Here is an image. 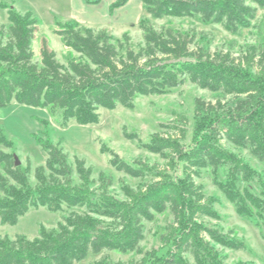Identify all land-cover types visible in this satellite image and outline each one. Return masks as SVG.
Listing matches in <instances>:
<instances>
[{
	"label": "trees",
	"instance_id": "16d2710c",
	"mask_svg": "<svg viewBox=\"0 0 264 264\" xmlns=\"http://www.w3.org/2000/svg\"><path fill=\"white\" fill-rule=\"evenodd\" d=\"M86 1L98 4L101 0ZM128 1L115 0L110 5L111 14ZM140 1L153 19L197 18L219 24L235 35L250 28L258 9L264 7V0ZM0 8L8 14L7 22H0V108L13 101L50 107L59 109L65 122L89 125L99 122L101 108L133 109L138 96L163 95L186 81L219 93L221 97L215 102L196 98L190 149L182 143L186 129L178 123L181 119L173 126L162 124L166 131L154 133L142 147L172 162H183L185 178L194 170L216 172L224 167L225 179L214 175V184L241 218L264 224V193L244 186L251 178V169L220 144L226 139L248 149L264 164V43L248 45L235 57L230 50H212L200 43L199 33L166 24L156 27L146 18L138 23L139 43L128 32L116 37L105 26L67 20L56 22L57 31L76 56L60 62L45 39L36 61L32 43L39 19L30 11L20 12L14 3L0 2ZM172 129L180 135L173 136ZM124 134L127 139L139 140L136 134ZM36 139L47 159L34 169L35 184L30 181V160L25 167L17 166L13 153L0 151L1 222L14 225L31 208L61 212L66 205L80 210L64 215L56 229L41 226L34 238L0 235V264H75L91 253L114 250L143 254L141 261L128 264H189L187 253L196 264H229L214 244L247 248L233 231L225 233L194 221L193 207L210 215H214L213 208L209 203L200 204L201 195L181 177L180 183H175L169 173H156L161 181L145 190L123 185L126 198L120 199L108 190L111 177L101 172V185L94 188L93 170L85 159L74 156L71 162L59 144L40 136ZM0 142L13 147L4 138ZM109 153L111 167L131 177L144 178L151 170L140 159L130 163L112 149ZM168 207L182 230L174 248L165 256H159L157 250L144 252L140 245L145 237L144 221L153 220L155 212ZM96 264L125 263L113 262L105 255Z\"/></svg>",
	"mask_w": 264,
	"mask_h": 264
},
{
	"label": "rangeland",
	"instance_id": "374dc122",
	"mask_svg": "<svg viewBox=\"0 0 264 264\" xmlns=\"http://www.w3.org/2000/svg\"><path fill=\"white\" fill-rule=\"evenodd\" d=\"M0 2L14 3L22 13L29 11L30 4L36 8L35 14L39 18V24L32 43L36 61L40 60L45 39L48 47L56 52L60 62L67 63L76 56L70 48L65 46L56 26L57 21L69 19L70 0H0ZM104 9V21L101 22V26L106 25L116 37H121L124 32H128L135 43L142 41L138 28L141 18L149 19L156 27L166 24L190 33H199L200 43L206 44L212 50H230L235 57L239 56L241 50L248 45L264 43V7L258 9L251 27L244 29L238 35L228 32L219 24L204 23L197 18L153 19L146 14L140 0H132L128 6L118 10L113 18L107 17L109 8L106 4ZM7 20V11L0 8V22H7ZM198 97L215 102L221 94L202 89L186 81L163 95L138 96L133 109L123 106H118L114 110L101 108L99 122L89 125L78 124L75 120L65 122L59 109L33 107L13 101L8 106L0 108V139L10 141L13 147H6L0 142V151L13 153L18 157L22 167H25L27 161L30 160L32 166L30 181L35 184L34 169L44 164L47 159V153L38 143L36 136L50 139L68 153L71 162L74 156L86 160L87 166L93 170L94 188H99L101 185V172L111 177L112 184L108 190L120 199L126 198L123 185H128L133 189L143 187L145 190L146 187H152L161 181L162 178H157L156 173H169L173 176L175 183H180L179 177H181L183 183L190 182L201 195L200 204L206 206L211 204L213 208L214 215H210L202 213V208L196 210L193 207L194 221L225 233L233 231L232 235L245 242L247 248L240 250L214 244L224 257L225 263L264 264V224L257 225L251 219L241 218L234 206L214 184V175L220 180L225 179L227 170L224 167L216 172L210 169L194 170L189 172L190 178L188 176L185 178L183 162L178 159L172 162L171 159H164L159 154L142 147L143 143L150 141L154 133L166 131L162 124L173 126L181 119L182 121L178 123L186 129L182 143L185 149H190L194 144V109L195 100ZM124 133L136 134L139 140L127 139ZM170 133L175 137L180 135V131L176 129H172ZM220 144L251 169V178L244 183V186L249 185L253 192L264 193V164L248 149L237 147L226 139H223ZM110 149L130 163L135 159H140L151 170H148L144 178H134L117 171L110 165ZM2 170L0 165V171ZM76 181H78L77 177ZM72 210L80 209L69 208L66 205L61 212H53L46 207L31 208L14 225L3 224L0 217V235L10 238L25 235L34 238L38 235L41 226L56 229L62 217ZM144 224L145 237L140 243L141 249L144 252L157 250L159 256L167 255L174 248V240L182 231L169 207L163 212H155L153 220L144 221ZM202 236L208 239L205 232H202ZM105 255H108L113 262L125 264L138 263L143 257V254L137 252L122 253L114 250L100 254L91 253L87 258L75 264H96ZM185 258L189 264H196L192 254H185Z\"/></svg>",
	"mask_w": 264,
	"mask_h": 264
},
{
	"label": "crops",
	"instance_id": "0c3cea01",
	"mask_svg": "<svg viewBox=\"0 0 264 264\" xmlns=\"http://www.w3.org/2000/svg\"><path fill=\"white\" fill-rule=\"evenodd\" d=\"M114 1L115 0H101L98 4H92V3H88L86 0H70V3H69V13L70 14H69L68 20H75V21H78L82 24H86L89 26H101L102 25L101 22L104 21L103 15L105 13L104 12L105 4L109 8L107 17L110 16L111 18H113V16L116 14L118 10H120L124 6H128V4L132 2V0H129L124 6L114 9L113 13L111 14L110 5ZM29 6L31 7L29 11L32 12L34 17L38 18L35 14L36 8L32 6L31 4ZM141 7L142 6L140 4V9ZM52 10L53 8L51 9V11ZM7 19H8V14H7ZM104 26L106 27V25Z\"/></svg>",
	"mask_w": 264,
	"mask_h": 264
},
{
	"label": "water",
	"instance_id": "95a60500",
	"mask_svg": "<svg viewBox=\"0 0 264 264\" xmlns=\"http://www.w3.org/2000/svg\"><path fill=\"white\" fill-rule=\"evenodd\" d=\"M15 160H16V165H17V166L20 165V161H19V159H18L17 156H15Z\"/></svg>",
	"mask_w": 264,
	"mask_h": 264
}]
</instances>
